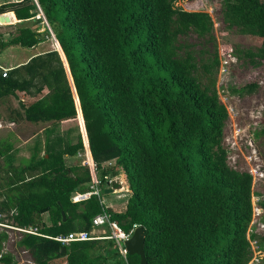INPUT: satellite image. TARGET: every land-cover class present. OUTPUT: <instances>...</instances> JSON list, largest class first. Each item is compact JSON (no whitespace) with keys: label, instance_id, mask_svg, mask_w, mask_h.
<instances>
[{"label":"trees","instance_id":"obj_1","mask_svg":"<svg viewBox=\"0 0 264 264\" xmlns=\"http://www.w3.org/2000/svg\"><path fill=\"white\" fill-rule=\"evenodd\" d=\"M174 2L0 4V13L12 11V19L19 20L9 38L0 31V51L35 47L49 35L39 8L58 48L32 55L6 76L0 69V98L35 97L19 101L18 118L79 119L86 134L60 150L50 151L46 144L45 170L29 182L38 188L20 198L9 215L16 225H32L47 235H24L35 264L57 258L66 264H124L111 238L68 243L53 238L90 231L93 216L102 211L94 194L70 198L73 190H90L92 175L81 161L66 164L63 155L85 149L102 189L108 177L125 174L130 195L124 209H105L125 231L143 227L146 264H247L251 259L250 240L257 237L247 234L252 175L227 163L222 141L228 111L216 88L217 51L195 50L182 41L192 33L214 43L213 20L206 11ZM221 6L227 28L258 41L254 49L232 55L242 53L255 65L264 62V0H221ZM255 88L247 83L229 92L241 96ZM44 208L49 224L41 216ZM5 237L0 232V246ZM126 257L128 264H139L138 255Z\"/></svg>","mask_w":264,"mask_h":264},{"label":"rangeland","instance_id":"obj_2","mask_svg":"<svg viewBox=\"0 0 264 264\" xmlns=\"http://www.w3.org/2000/svg\"><path fill=\"white\" fill-rule=\"evenodd\" d=\"M10 1L13 0H0V4ZM174 5L186 10L206 11L213 20L214 43L198 39L192 33L182 38V41L192 45L195 50L202 48L212 52L215 47L217 51L219 65L216 73V88L220 100L228 111L222 141L227 151V163L232 168L249 171L252 175V215L247 234L253 231L257 237L250 240L252 254L247 264H264V238H261L264 234V132L261 131L264 128V62L255 65L242 53L239 57L232 55L235 50L240 52L246 48L254 49L258 45V41L239 33L235 28L225 26L221 13V0H175ZM39 15L43 18V24L48 26L40 8ZM13 23L12 25L11 23L1 24L0 31L4 32V39L9 38L10 33L14 32L16 24L13 25ZM31 25L33 26V24ZM51 48H57V44L52 30H49V35L35 47L22 48L11 45L2 49L0 64L12 67L27 60L28 56L34 52ZM247 83H255L256 88L241 96L229 92L232 87L239 88ZM8 104L9 101L2 103L0 109L5 110V106ZM71 121L77 123L75 131L74 129L70 131H74L75 135L72 134V138L68 140L63 138L61 146L57 150L65 147L67 142L77 139L78 134L81 135L82 140L86 138L83 127L80 126V120L72 119ZM2 134L0 132V136ZM84 157V150L75 155L77 162H82ZM118 176L110 178L118 180L120 190L118 192L115 190L107 196L102 193L106 206L115 210L122 209L126 203V197L130 195L125 176L123 173L122 175L119 173ZM117 194L121 196L126 194V197Z\"/></svg>","mask_w":264,"mask_h":264},{"label":"crops","instance_id":"obj_3","mask_svg":"<svg viewBox=\"0 0 264 264\" xmlns=\"http://www.w3.org/2000/svg\"><path fill=\"white\" fill-rule=\"evenodd\" d=\"M15 21L17 22L19 20L15 19ZM44 51L46 50L34 52L28 56V59L32 55ZM18 64L20 63L16 65ZM34 98L27 97L18 99L12 95L0 98V105L9 101V104L5 106V110L0 109V132L3 133L0 136V214L1 220L6 224V226H0V232L6 234V237L1 241L0 258L3 257L0 259V264H35L28 247L23 242L24 235H47L38 230L39 234L23 231L21 228L36 227L32 225L18 226L12 222L9 215L15 211L20 198L26 196L31 189L38 188V185L31 186L29 182L45 170V163L41 162V158L48 157L46 144L50 145V151L57 150L61 146L63 138L68 140L72 138V134L75 135L74 131L77 123H73L71 121L72 118L37 122L18 118L16 111L20 110L19 101L22 100L26 103ZM71 129H74V131L70 132ZM75 141L76 139H73L70 142ZM63 160L66 164L77 162L75 155L70 156L65 154L63 155ZM119 173L122 175L123 172L119 171L116 175L118 176ZM116 175L110 177H115ZM123 175L125 176L124 173ZM113 182L118 183V180L112 179L108 186L105 185L104 189L107 188L108 190L106 193L102 192L104 195L107 196L115 190L117 192L120 190V185L114 188L112 185ZM117 195L121 196L120 194ZM72 197L70 196L71 199ZM121 197H126V194L125 196L123 194ZM124 207L117 211L123 210ZM41 214L44 222L49 224V215L45 208L41 210ZM100 229L97 227L94 231L99 233ZM52 263L66 264L61 258L53 260Z\"/></svg>","mask_w":264,"mask_h":264},{"label":"built area","instance_id":"obj_4","mask_svg":"<svg viewBox=\"0 0 264 264\" xmlns=\"http://www.w3.org/2000/svg\"><path fill=\"white\" fill-rule=\"evenodd\" d=\"M1 69V75L6 76L8 70L10 68L3 67L0 65ZM85 157L82 159V164H85L89 167L92 180L89 183L90 190L83 193H78L72 197L73 201H77L80 199H84L89 197L91 194H94L97 196L99 203L102 206V211L92 218V226L93 228L90 231H73L69 232L65 235H56L53 236L54 239L61 241L62 243H68L70 241H80V240H92V239H101V238H111L115 241L117 244L119 253L121 254L124 264H128L127 262V252L124 247V241L130 237L132 230L125 231L122 229L117 222L112 220L107 212L105 201L102 197V187L100 186V177L98 175V172L95 168V165L90 158L88 154V150H84ZM249 172V171H248ZM250 173V172H249ZM251 174V173H250ZM111 178H107L106 185L108 186L111 182ZM0 226H6V224L1 220V214H0ZM101 228L100 232L97 233L94 231L95 228ZM23 231H26L28 233H35L39 234L36 228L28 227V228H21Z\"/></svg>","mask_w":264,"mask_h":264},{"label":"water","instance_id":"obj_5","mask_svg":"<svg viewBox=\"0 0 264 264\" xmlns=\"http://www.w3.org/2000/svg\"><path fill=\"white\" fill-rule=\"evenodd\" d=\"M9 12H12V11H6V12L0 13V24L13 23L14 22V21H12L11 16L9 15ZM14 17H15V15H14ZM15 19H16V17H15ZM47 27L51 31L49 25ZM53 36H54V34H53ZM54 38H55V36H54ZM55 42H56V38H55ZM56 49L58 50V48H56ZM78 110H79V106H78ZM107 190H108L107 188L104 189L103 193H106ZM75 194H76V191L73 190L71 192L70 196L72 197ZM62 218L65 219V215L63 212H62ZM124 247H125L126 252L128 254H136L139 256V264H146V258L144 255V229L142 226L138 225V226H135L133 228L130 237L124 241ZM62 250H64V247L62 248Z\"/></svg>","mask_w":264,"mask_h":264},{"label":"bare ground","instance_id":"obj_6","mask_svg":"<svg viewBox=\"0 0 264 264\" xmlns=\"http://www.w3.org/2000/svg\"><path fill=\"white\" fill-rule=\"evenodd\" d=\"M10 14H11V15H10ZM9 15L13 17V15H12V13H11V12H9ZM12 17H11V19H12ZM12 21H15V19H12Z\"/></svg>","mask_w":264,"mask_h":264}]
</instances>
